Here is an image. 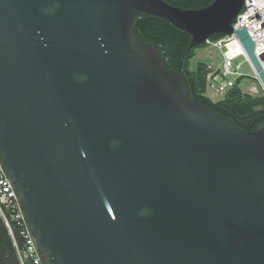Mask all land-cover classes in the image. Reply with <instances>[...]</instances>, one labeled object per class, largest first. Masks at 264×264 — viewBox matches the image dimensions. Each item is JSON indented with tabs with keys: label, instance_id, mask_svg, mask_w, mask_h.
<instances>
[{
	"label": "water",
	"instance_id": "1",
	"mask_svg": "<svg viewBox=\"0 0 264 264\" xmlns=\"http://www.w3.org/2000/svg\"><path fill=\"white\" fill-rule=\"evenodd\" d=\"M244 1L0 0V163L43 264H264V120L192 100L133 28L161 18L193 49Z\"/></svg>",
	"mask_w": 264,
	"mask_h": 264
},
{
	"label": "built area",
	"instance_id": "2",
	"mask_svg": "<svg viewBox=\"0 0 264 264\" xmlns=\"http://www.w3.org/2000/svg\"><path fill=\"white\" fill-rule=\"evenodd\" d=\"M232 33L218 39H207L204 49L220 52L221 62L217 67L206 70L207 93L213 96L227 95L237 88L241 95L264 99V85L234 33L245 29L254 43V55L264 72V0H245L232 24ZM241 59V60H240ZM246 66L248 72L243 71ZM254 80L259 85H245L243 81ZM0 217L8 231L18 264H43L35 242L29 232L16 193L0 163Z\"/></svg>",
	"mask_w": 264,
	"mask_h": 264
},
{
	"label": "trees",
	"instance_id": "3",
	"mask_svg": "<svg viewBox=\"0 0 264 264\" xmlns=\"http://www.w3.org/2000/svg\"><path fill=\"white\" fill-rule=\"evenodd\" d=\"M165 3L185 10H196L208 6L213 0H162ZM133 28L137 35L146 43L151 44L166 63L167 69L181 73L188 86V94L192 100L207 106L212 111L228 118L240 131H252L262 118L255 113V108L264 111L263 98H252L241 95L239 89H232L221 100L215 101L207 94L205 64L190 68V60L195 48L190 49L191 37L172 26L167 21L155 17H136ZM216 34L211 39L221 38ZM204 48V45L198 46ZM254 122L252 127L249 126ZM246 126V127H244ZM0 264H18L15 249L8 231L0 217Z\"/></svg>",
	"mask_w": 264,
	"mask_h": 264
},
{
	"label": "rangeland",
	"instance_id": "4",
	"mask_svg": "<svg viewBox=\"0 0 264 264\" xmlns=\"http://www.w3.org/2000/svg\"><path fill=\"white\" fill-rule=\"evenodd\" d=\"M221 60L222 59L220 56V52L218 50L212 48L204 49V48L196 47L193 52V57L190 60V68L194 69L197 67L198 64H205L206 65L205 71H206L212 67L214 68L219 66ZM243 71L248 72L250 74L246 66L243 67ZM243 82L245 85H255L259 88V85L254 80H247ZM207 94L215 101L221 100L223 98V95L213 96L210 93Z\"/></svg>",
	"mask_w": 264,
	"mask_h": 264
},
{
	"label": "flooded vegetation",
	"instance_id": "5",
	"mask_svg": "<svg viewBox=\"0 0 264 264\" xmlns=\"http://www.w3.org/2000/svg\"><path fill=\"white\" fill-rule=\"evenodd\" d=\"M255 113H260L259 116L262 118L261 120H264V111L262 110V108H255Z\"/></svg>",
	"mask_w": 264,
	"mask_h": 264
}]
</instances>
